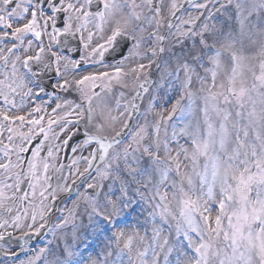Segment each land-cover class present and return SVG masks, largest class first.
I'll use <instances>...</instances> for the list:
<instances>
[{
    "label": "snow or ice",
    "instance_id": "6c2138e0",
    "mask_svg": "<svg viewBox=\"0 0 264 264\" xmlns=\"http://www.w3.org/2000/svg\"><path fill=\"white\" fill-rule=\"evenodd\" d=\"M0 264H264V0H0Z\"/></svg>",
    "mask_w": 264,
    "mask_h": 264
},
{
    "label": "rangeland",
    "instance_id": "374dc122",
    "mask_svg": "<svg viewBox=\"0 0 264 264\" xmlns=\"http://www.w3.org/2000/svg\"><path fill=\"white\" fill-rule=\"evenodd\" d=\"M201 2H202V0H201ZM94 39H96V38H94ZM196 87H198V85L196 86ZM193 90H195V88L193 89ZM69 94L70 93H68V99H74V100H78L79 99V96H78V94H73L72 96H69ZM177 95H178V93L176 94V95H173L172 96V99L173 100H175L176 98H177ZM116 95H114V97H115ZM107 99V98H106ZM170 104H171V101H169L168 102V104L167 105H165L162 101L160 102V103H158L157 104V108H156V110L157 111H159V110H164L165 111V114H166V111H167V108H169L170 107ZM150 119H151V117H150ZM141 122H143L142 120H141ZM83 167H84V165H83ZM83 167H81V168H83ZM173 175H175L174 173H173ZM82 190V189H81ZM74 200V199H73ZM73 200L72 201H67L66 202V207L67 208H71L72 206H73ZM69 202V203H68ZM63 204H61V206H64L65 204H64V202H62ZM79 212L80 213H83L84 212V206H83V204H81V207L79 208ZM214 214V213H213ZM145 216H146V213H145ZM142 217V216H141ZM141 217H139V219L141 218ZM133 217H130L127 221H123L124 222V224H131L132 222H133V224L134 225H136V222L132 219ZM84 220H85V223L87 222V218H86V216L84 217ZM121 224H123V223H121ZM147 227H148V229H149V236L151 235V232H150V228H151V224L149 223L148 225H147ZM135 228V227H134ZM71 227H69V228H67L66 230H65V233L67 234V243L69 244V245H71V244H73V241H72V237H71ZM138 231L141 233V234H143L144 233V231H145V227L144 226H141L139 229H138ZM15 234V233H14ZM110 234H111V232L109 231L108 233H106V236H110ZM106 236H101V237H99L98 238V245H99V247H98V249L96 248V243L95 244H92V247L91 248H89V251L88 252H86L85 253V255H92V256H95L97 253H102V252H106V251H108V249L107 248H105L104 246L106 245V244H108L109 243V241L106 239ZM48 239H52L51 238V236H46L43 240H48ZM42 240V241H43ZM56 243H59V245H60V249L59 250H57L56 249ZM64 243H65V241L64 240H59V241H54L53 242V252L54 253H57L58 254V252L59 251H62L63 250V247H64ZM37 246H43V244L41 243V244H36L35 246H33V247H37ZM137 246H139L138 245V243L137 244H134V246H133V249H134V251H135V249H136V247ZM81 247V249H83V245H81L80 246ZM93 249H94V251H93ZM13 250H15V249H13ZM112 251L113 252H115V245H113L112 246ZM53 258V255H48V257H47V259H52Z\"/></svg>",
    "mask_w": 264,
    "mask_h": 264
},
{
    "label": "bare ground",
    "instance_id": "6f19581e",
    "mask_svg": "<svg viewBox=\"0 0 264 264\" xmlns=\"http://www.w3.org/2000/svg\"><path fill=\"white\" fill-rule=\"evenodd\" d=\"M145 215V214H144ZM135 222H136V220H135V218H132ZM140 221H141V224L143 225L144 224V216H142L141 218H140ZM125 225V224H124ZM124 225H121V227H123ZM128 227L126 228V231H131L134 227H135V225L133 224V222L131 223V224H126ZM98 240V239H97ZM98 247H99V245H98V241H96V248L98 249Z\"/></svg>",
    "mask_w": 264,
    "mask_h": 264
},
{
    "label": "flooded vegetation",
    "instance_id": "af4514ba",
    "mask_svg": "<svg viewBox=\"0 0 264 264\" xmlns=\"http://www.w3.org/2000/svg\"><path fill=\"white\" fill-rule=\"evenodd\" d=\"M55 83H56V81H55Z\"/></svg>",
    "mask_w": 264,
    "mask_h": 264
}]
</instances>
